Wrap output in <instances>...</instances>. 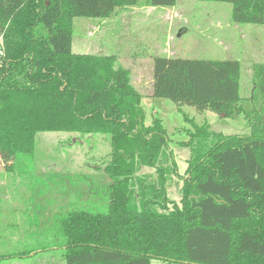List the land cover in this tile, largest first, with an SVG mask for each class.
<instances>
[{
	"label": "trees",
	"instance_id": "16d2710c",
	"mask_svg": "<svg viewBox=\"0 0 264 264\" xmlns=\"http://www.w3.org/2000/svg\"><path fill=\"white\" fill-rule=\"evenodd\" d=\"M197 1L229 4L234 23L264 26V0ZM138 2L0 0V152L13 158L14 168L34 155L39 133H65L72 144L91 140L86 155L98 149L95 166L86 165L93 174L78 175L79 187H85L79 204L72 201L54 217L56 234L45 233L58 239L64 264H264V64L254 68L249 135L192 125L181 143L189 156L180 176L160 119L143 124V95L130 71L113 55L72 52L74 19H109L117 8ZM174 3L147 0L153 8ZM167 63L153 60L155 96L175 101L185 87L199 108L219 116L241 101L239 61L193 59L173 71ZM248 147L250 182L242 165ZM235 153L237 165L231 161ZM86 177L98 178L104 200L93 201ZM36 201L34 209L41 203ZM34 209L41 218L43 206Z\"/></svg>",
	"mask_w": 264,
	"mask_h": 264
},
{
	"label": "rangeland",
	"instance_id": "374dc122",
	"mask_svg": "<svg viewBox=\"0 0 264 264\" xmlns=\"http://www.w3.org/2000/svg\"><path fill=\"white\" fill-rule=\"evenodd\" d=\"M72 52L113 55L121 67L130 71L133 86L143 95V124L149 126L153 118L160 119L180 176L186 170L189 156L188 149L181 143L187 142L189 132H193L192 125H208L211 131L226 136L249 135L246 116L253 109L250 99L254 68L264 64V26L234 23L229 4L175 0L171 7L153 8L147 0H139L136 6L117 8L109 19L76 18L73 20ZM155 57L164 58L168 62L166 69L170 71L193 59L239 61L241 101L227 108L228 116H219L209 109L199 108L185 87L184 91L175 93V101L168 96H155ZM70 139L65 133L37 134L34 155L21 158L14 168L13 158L0 152V256L6 258H1L0 264H64L56 247L58 239L45 233L53 231L54 217L65 211L72 201H78L82 195L79 192L85 189L79 187L78 175L93 174L92 170L87 171L86 165L95 166L92 159L99 152L94 149L86 155L92 141L85 139L81 145L72 144ZM251 149L243 151L246 152L243 179L248 182L253 177L246 159ZM239 160L237 153L231 157L235 165ZM67 176L74 178L71 180ZM86 180L93 189V201L104 200L98 178L86 177ZM170 195L177 204L176 190L172 189ZM35 201L41 202L35 205L36 209ZM105 205L97 209L105 211ZM38 206H43L41 218L35 212L32 214L33 209L40 210ZM40 247L42 251L12 256ZM151 264L163 263L152 260Z\"/></svg>",
	"mask_w": 264,
	"mask_h": 264
},
{
	"label": "built area",
	"instance_id": "2783aa9c",
	"mask_svg": "<svg viewBox=\"0 0 264 264\" xmlns=\"http://www.w3.org/2000/svg\"><path fill=\"white\" fill-rule=\"evenodd\" d=\"M4 56V48H3V44H2V39L0 38V65H1V59Z\"/></svg>",
	"mask_w": 264,
	"mask_h": 264
},
{
	"label": "water",
	"instance_id": "95a60500",
	"mask_svg": "<svg viewBox=\"0 0 264 264\" xmlns=\"http://www.w3.org/2000/svg\"><path fill=\"white\" fill-rule=\"evenodd\" d=\"M223 116V115H222Z\"/></svg>",
	"mask_w": 264,
	"mask_h": 264
}]
</instances>
